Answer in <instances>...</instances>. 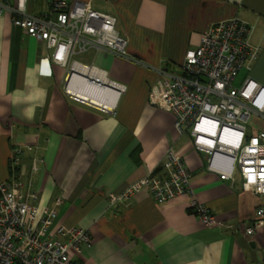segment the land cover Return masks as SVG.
<instances>
[{
  "label": "crops",
  "instance_id": "1",
  "mask_svg": "<svg viewBox=\"0 0 264 264\" xmlns=\"http://www.w3.org/2000/svg\"><path fill=\"white\" fill-rule=\"evenodd\" d=\"M114 15L127 39V58L90 51L91 63L124 85L114 114L68 99L64 70L51 64L43 41L0 14V180H20L38 194V208L54 209V224L79 226L91 245L70 256L78 264H264V222L245 234L264 196L241 188L238 175L220 179L194 150L174 116L149 100L159 69L175 72L185 51L197 47L209 25L238 18L252 27L260 47L251 68L239 73L264 85V0H76ZM16 0H0L14 5ZM50 0H26L34 16L49 12ZM85 63V62H83ZM169 147L183 154L192 172L193 197L218 224L203 225L190 197L156 201L146 187L116 200L146 175L166 177L161 167ZM13 148L22 150L11 163Z\"/></svg>",
  "mask_w": 264,
  "mask_h": 264
},
{
  "label": "built area",
  "instance_id": "2",
  "mask_svg": "<svg viewBox=\"0 0 264 264\" xmlns=\"http://www.w3.org/2000/svg\"><path fill=\"white\" fill-rule=\"evenodd\" d=\"M2 6L13 14L14 25L49 49L39 63L43 74H51V64L67 69L62 90L70 100L82 101L69 91L71 85L101 99L107 92L114 99L111 108H92L106 114L114 111L124 86L109 79L112 89H101L107 86L101 79L107 71L76 60L92 50L127 58V39L118 31L114 15L95 10L89 1L50 0L49 12L40 16L26 11V0L0 5V14ZM251 31L248 23L235 17L209 25L199 45L185 51L175 72L158 70L161 77L152 86L149 100L173 114L175 130L186 133L191 147L205 155L208 171L225 180L238 175L243 190L264 196V85L249 75L238 81L239 73L251 68L260 50L250 40ZM76 66L98 76L89 77ZM252 117L257 121L253 132L247 128ZM20 151L12 150L11 163H17ZM161 167L168 171L166 177L149 174L112 198L125 199L142 187L158 202L189 196V207L203 225L218 224L193 197L192 172L183 154L169 147ZM38 202L30 184L26 188L20 180H0V264H78L70 249L80 253L89 247V232L54 224L56 211H41ZM263 222L264 207H258L245 234L252 236Z\"/></svg>",
  "mask_w": 264,
  "mask_h": 264
},
{
  "label": "bare ground",
  "instance_id": "3",
  "mask_svg": "<svg viewBox=\"0 0 264 264\" xmlns=\"http://www.w3.org/2000/svg\"><path fill=\"white\" fill-rule=\"evenodd\" d=\"M74 68L79 70L81 73H85L89 77H97L98 76L95 72L89 71V70H87L81 66H76ZM101 79H102L103 83L106 84L107 86L100 87V88L104 89L105 91H110V89H112V83L110 81L111 79H110L108 73H107V77L105 75H101ZM69 91L74 93V95L77 96L78 99L82 100L79 103L86 105L87 107H93L94 106V107H97L100 109L109 110L111 108L113 102H114V99L112 100L110 97L111 95H109L107 92H106V94L103 93L104 98L101 99V98H98L97 96H94L93 92H91L88 89L76 88V87H73L71 85ZM147 176H149V175H146L144 177H147ZM144 177H141L140 179H142Z\"/></svg>",
  "mask_w": 264,
  "mask_h": 264
},
{
  "label": "rangeland",
  "instance_id": "4",
  "mask_svg": "<svg viewBox=\"0 0 264 264\" xmlns=\"http://www.w3.org/2000/svg\"><path fill=\"white\" fill-rule=\"evenodd\" d=\"M89 52L88 53H86V54H84V55H80V56H77L76 57V60H79V61H81V62H85V63H91V61L89 60ZM63 70H64V76H63V81H62V88L64 89V78L66 77V74H67V69H65V68H63ZM124 86V85H123ZM69 99V98H68ZM79 103V102H78ZM90 108H92V107H90ZM92 109H94V108H92ZM96 110V109H95ZM98 111V110H97ZM115 113V108H114V111H112L111 113H109V114H114ZM256 124H257V121L255 120V118L254 117H252L251 119H250V121L248 122V124H247V128H248V130H251V132H253L252 131V129H256Z\"/></svg>",
  "mask_w": 264,
  "mask_h": 264
},
{
  "label": "trees",
  "instance_id": "5",
  "mask_svg": "<svg viewBox=\"0 0 264 264\" xmlns=\"http://www.w3.org/2000/svg\"><path fill=\"white\" fill-rule=\"evenodd\" d=\"M13 149H14V148H13ZM13 149H12V150H13ZM12 150H11V153H12ZM21 151H22V150H21ZM21 151H20V152H21ZM19 154H20V153H19ZM19 154H17V155H16V157H18V156H19ZM192 212H193V211H192Z\"/></svg>",
  "mask_w": 264,
  "mask_h": 264
}]
</instances>
